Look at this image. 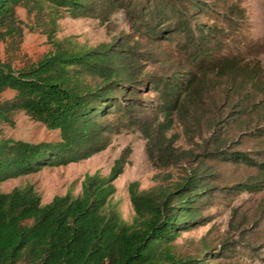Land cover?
I'll return each mask as SVG.
<instances>
[{
	"label": "trees",
	"instance_id": "obj_1",
	"mask_svg": "<svg viewBox=\"0 0 264 264\" xmlns=\"http://www.w3.org/2000/svg\"><path fill=\"white\" fill-rule=\"evenodd\" d=\"M44 2L54 9V17L60 15L59 10L76 16L92 8V0H0V27L14 33L15 7L31 4L40 8ZM161 2L164 7L168 4L167 0ZM144 3L145 0H139L140 5ZM153 6L157 16L161 10L158 2L153 1ZM229 7L231 10L234 6ZM230 16L235 18L231 13ZM180 24L192 33L183 44L182 50L188 57L184 58L185 62H179L180 66H188L195 60L197 68L192 71L188 66L186 79L173 76L163 90L155 81L138 77L136 64L128 61L130 55L126 49L122 53L110 44L99 49L57 46L36 62L17 68L0 58V94L7 89L13 91L10 97H0V120L11 122L14 112L23 110L48 128L59 131V139L50 142L0 138V182L44 166L89 157L105 146L108 132L131 123L144 131L148 154L159 166L169 164L170 159H181L172 137L165 132L172 126L169 117L175 110L180 111L179 117L185 121L194 117L193 113L206 99L200 73L203 68L228 78L230 87L226 90H232L233 86L240 112L247 107L257 117H264V76L260 68L252 62L242 63L241 51L219 49L214 53L215 44L224 41L218 33L199 26L195 20L184 19ZM169 26L173 29L177 24ZM149 83L152 84L149 91L158 95L163 92L162 98L142 99L141 88ZM142 101L156 105L153 110L165 119L159 120L155 127L149 126L146 119H137L131 112ZM239 117L236 114L230 119ZM112 118L116 119L115 123ZM216 122H209L211 134ZM258 128L246 133L261 138L264 127ZM212 140L215 145H221L224 138L217 133ZM219 151L208 149L195 153L185 174L170 185L138 189L137 182H130V200L135 212L131 222L124 220L117 206L109 202L115 191L114 180L125 162L121 157L115 160L108 174L85 173L77 194L69 188L46 203L41 202L31 183L14 186L9 191L0 190V264L20 261L25 264H210L202 257L179 256L172 243L180 231L197 222L195 214L200 207L196 203L210 194L208 182L203 179L212 172H208L210 166L205 160L216 158ZM227 157L255 165L264 172V162L252 159L243 151H233ZM255 185L252 182L244 188L255 190Z\"/></svg>",
	"mask_w": 264,
	"mask_h": 264
},
{
	"label": "rangeland",
	"instance_id": "obj_2",
	"mask_svg": "<svg viewBox=\"0 0 264 264\" xmlns=\"http://www.w3.org/2000/svg\"><path fill=\"white\" fill-rule=\"evenodd\" d=\"M153 1L158 2L161 9L157 16L153 12ZM167 2L164 7L161 0H145L142 5L139 0H92L89 11L74 16L59 10L58 17L53 16L54 9L45 2L40 8L18 4L15 7L17 30L10 34L0 27V58L17 68L36 62L57 46L99 49L110 44L122 53L126 49L130 55L128 61L136 64L138 77L155 81L163 90L173 76L184 80L190 68L192 71L197 68L195 60L188 65L190 68L185 65L182 69L179 63L188 57L182 49L185 40L189 41L192 35L180 21L193 19L199 26L218 33L220 40L224 41L221 45L215 44L214 53L219 49L221 52L241 51V62L254 63L264 76V0ZM232 4L231 12L229 5ZM151 13L155 15L151 16ZM159 21L160 25L156 27ZM175 24V29L169 26ZM168 27L170 30H166ZM222 27L227 34L222 33L225 31ZM201 70L205 104L202 103L193 113L194 117L185 121L179 117L180 111L175 110L169 117L172 126L165 132L166 136L172 137L181 159H170L169 164L159 166L161 164L148 154L144 131L131 123L108 132L105 146L89 157L7 178L0 182V190L9 191L14 186L31 183L40 194L41 202L46 203L55 194H63L69 188L77 194L85 173L108 174L115 160L121 157L125 162L114 180L115 191L109 202L117 206L124 220L131 222L135 212L130 200V182H137L138 189L170 185L185 174L195 153L220 149L216 158L205 160L210 166L208 172H212L203 179L208 182L210 194L196 203L200 207L195 214L198 220L189 229L178 233L172 243L173 250L182 257H202L210 264H264V172L255 165L227 157L233 151H243L252 159L264 162V136L253 138L246 133L264 127V117H257L247 107L240 112L233 86L232 90H226L230 87L228 78L216 75L215 70L212 72L209 68ZM203 72L207 75L203 76ZM87 79L93 81L90 76ZM149 85L152 84L141 88L142 99L162 98L163 92L159 95L153 93L149 91ZM12 94L13 91L7 89L0 97ZM134 106L136 110L131 113L139 120L146 119L149 126L155 127L159 120L165 119L153 110L156 108L154 104L142 101ZM236 114L240 117L230 119ZM113 118L111 120L115 123ZM214 120H217L216 127L211 134L209 122ZM217 133L224 138L221 145H215L212 140ZM0 138L50 142L59 139V131L48 128L23 110H17L11 122L0 120ZM252 182L256 183L255 190L244 188ZM17 264L25 263L20 261Z\"/></svg>",
	"mask_w": 264,
	"mask_h": 264
}]
</instances>
